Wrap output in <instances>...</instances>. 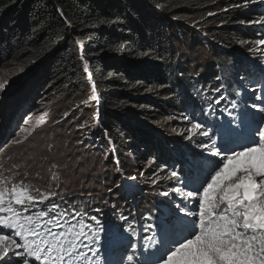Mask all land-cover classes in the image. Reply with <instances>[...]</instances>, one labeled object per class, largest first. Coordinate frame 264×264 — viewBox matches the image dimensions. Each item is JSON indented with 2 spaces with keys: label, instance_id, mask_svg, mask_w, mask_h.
Returning <instances> with one entry per match:
<instances>
[{
  "label": "trees",
  "instance_id": "obj_1",
  "mask_svg": "<svg viewBox=\"0 0 264 264\" xmlns=\"http://www.w3.org/2000/svg\"><path fill=\"white\" fill-rule=\"evenodd\" d=\"M239 2L0 0V71H11L13 75L19 73L13 76L16 80L11 85L14 89L10 95L24 88L10 100L8 109L26 106L28 103L37 104L34 98L38 95H42L40 98L43 100L47 98L48 103L60 106L62 112L79 103L91 94L89 74L83 72L86 60L92 80L97 85L101 104V127L92 132L94 137L97 140L103 139L106 145L111 146L103 135L105 129L108 131L116 152L113 159L118 158L120 166L124 168L128 166L127 153L134 152L143 158H157V164L166 163L182 175L191 145L176 144L170 148L163 144L165 155L162 156L152 143L154 135L148 134L141 126L143 122L152 124L175 118V124L181 126L185 122L179 119L180 115H192L194 110L201 114V120L206 119L209 123L223 122L227 119V113L224 116L219 112L207 115L208 104L205 101L216 97L214 88L226 80L225 71L230 67H234L241 76L249 77V82L257 88L264 85L263 76H258L259 71H254L253 75L240 67L244 60L235 50V45L240 41H254L259 37V25L240 24L239 21L256 18L264 12V5L254 4L248 8L222 11ZM209 11L216 15L208 16ZM194 22H199L195 28L192 27ZM198 29L210 38L211 54L217 70L209 67L206 72L197 71L193 74L187 51L179 46L188 45V50L203 47L205 36ZM121 45L125 48L123 52L120 51ZM145 50L150 53L148 57L135 55ZM81 55L84 60H81ZM145 64L154 70H143ZM217 76L221 80H217ZM226 90V87L221 89L228 98ZM189 97L194 98L197 104L193 105ZM228 101L234 102L238 111L243 107L242 99L236 95L221 101L217 107L227 104L231 108ZM201 108L204 109L203 115ZM79 110L82 112L79 116L86 114L89 117L92 115L89 112L95 111L93 107H84L82 104ZM197 114H194L196 118ZM168 184L177 186L168 181L159 186L166 187ZM155 209L157 206L147 211L152 220H146L145 217L149 215L145 214L140 223L141 230L137 227L131 205L128 210L118 207L114 212L117 223L100 211L88 214L96 216L100 221L103 235H99V240L103 244L110 239L104 228L115 225L128 239L126 229L129 224L136 231L139 230L140 235H150L144 226L154 223L160 215ZM122 217L128 218L127 223ZM147 243L145 239L142 241V245ZM115 256L116 259H113L110 253L106 254L105 262H118L122 259L117 252ZM101 259L103 262L102 253Z\"/></svg>",
  "mask_w": 264,
  "mask_h": 264
},
{
  "label": "snow or ice",
  "instance_id": "obj_2",
  "mask_svg": "<svg viewBox=\"0 0 264 264\" xmlns=\"http://www.w3.org/2000/svg\"><path fill=\"white\" fill-rule=\"evenodd\" d=\"M254 4L264 5V0H240L222 11ZM215 15L208 12V16ZM197 23L194 22L192 27L195 28ZM239 23L260 26L258 38L239 43L242 46L255 44L256 47L250 46L248 50L257 53L253 63L264 76V60L260 59L264 56V14ZM120 51H125L123 45ZM135 55L143 58L150 53L145 50ZM80 58L84 60L82 55ZM143 70L154 69L145 64ZM83 72L89 74L91 94L75 108L93 103L96 108L93 122L77 127L93 131L101 127L100 96L86 60ZM248 78L239 77L242 82ZM216 79L221 80V77ZM12 83L15 81L0 82V94H5ZM222 88L221 81L214 88L216 97L205 103L208 104L207 115L219 112L224 116L227 113L226 120L209 123L206 119H197L194 114L179 117L185 122L179 135L193 146L190 156L185 159L183 174L167 164H157L155 158L148 159L145 165L146 169H151L150 175L145 176L144 170L140 172L149 189L158 188L166 181L177 185L171 188V193L159 192L160 196L169 199L161 201L162 208L155 222L144 226L151 234L144 237L148 243L140 247L145 261L151 258L150 264H264V85L251 89L254 102L250 108L259 115L258 120L247 112L238 111L232 101H228L231 108L227 104L218 108L221 101H227ZM189 99L193 105L197 104L194 98ZM37 112L39 118L33 124H29L32 112L23 117L11 139L0 145V151L9 145H20L37 129L47 125V113ZM201 113L204 114L203 108ZM68 117L69 113L65 112L64 118ZM103 135L111 145L113 141L106 129ZM112 155H115L114 150ZM115 163L119 166L118 158ZM20 167L19 164L8 168L0 165V264H102L97 243L103 229L99 227L97 217L77 206L62 207L61 204L67 202L54 190V187H60L59 183L54 187L49 184L48 190L41 189L26 182L29 173L21 175ZM56 167V163H52L50 171ZM51 179L55 181L59 177L53 172ZM122 219L127 223V217ZM145 219L152 220V217L149 215ZM126 231L132 252L127 255V264H140L135 255L137 243L131 242L139 238V233L132 224Z\"/></svg>",
  "mask_w": 264,
  "mask_h": 264
},
{
  "label": "rangeland",
  "instance_id": "obj_3",
  "mask_svg": "<svg viewBox=\"0 0 264 264\" xmlns=\"http://www.w3.org/2000/svg\"><path fill=\"white\" fill-rule=\"evenodd\" d=\"M260 14H264V12ZM198 31L205 36L203 47L194 48L193 50H188V45L186 47L181 44L179 47L187 51L188 63L193 74H196L197 71L206 72L209 67L217 70L214 67L215 59L211 54L210 38L206 36L203 30L198 29ZM250 46L256 47L254 43L243 46L237 43L235 50L238 56L244 60L240 67H244L252 73L254 71L257 73V71L260 72V68L253 63V57L257 53H250L248 50ZM260 59L264 60V56H261ZM15 75L17 74L13 75L11 71L2 70L0 71V82L6 79L9 81L16 80L13 77ZM240 76L234 67H230L228 71H225L226 80L224 79L223 81L225 84L223 87L227 88V99H230L233 95L241 98L243 107L239 108L240 111L247 112L258 120L260 118L259 115L250 108L254 102L251 89L256 86L251 84L248 79H246L248 82L240 81ZM262 82H264V76L262 77ZM12 87L5 94H0V145H4L11 139L14 130L17 129L23 117L29 112L33 113L29 124L35 123L39 118L37 110L47 113L46 119L48 123L44 127L37 129L27 141L20 145H9L3 151H0V165H3L4 168L11 167L13 164L21 165L19 169L21 175L24 172L29 173L26 182L44 190H48L49 184L54 187L55 184L59 183L60 187L58 189L54 187V190L60 192L67 202L66 204L62 203V207L77 206L81 211H86L89 214H95L96 212L94 211H100V213L113 218L115 223L118 220L114 218V212L117 211L118 207H122L125 210H128L130 205L133 207L132 213L137 220L139 230H141L140 223H142L145 214L149 215L147 213L148 210L152 211L157 206L155 210L160 212L162 208L161 201H167L169 198L160 196L159 192L169 191L171 193L170 190L173 184H168L166 187L159 186L155 189L148 188L144 180L145 176L150 175L151 169H146L145 165L147 160L151 158H143L141 155L129 152L127 153L128 166L124 168L122 165L120 166L121 163L117 166L115 163L116 159H113L115 155H112L113 150L115 151L113 144L108 146L103 139L97 140L92 134L94 130L78 129L77 126L81 123L87 122L90 125L93 122L94 110L89 112L92 114L90 117L86 114L83 117L79 116L82 112L75 108L77 104L88 99L90 95L79 103L70 106L64 112H62L63 109L60 106L53 102L48 103L49 100L47 98L41 99L42 95L34 98L37 104L31 105V103H28L26 106L8 109L10 100L24 89L14 91L10 95V92L13 91ZM257 94L259 95L260 92L258 91ZM40 100L43 101L38 103ZM255 102L260 103V101ZM89 106L93 107V109L96 108L94 103ZM99 107L101 109V104ZM65 112L69 113L67 119L64 118ZM194 114H197V119H200L201 114L199 112L194 110ZM175 119L152 124L143 122V126H141L142 129L147 130L148 134L154 135L152 143L162 156L165 155L163 144L172 148L176 144L185 145L189 143L179 135L183 131L185 124L176 125ZM54 121H59L60 123L56 124ZM79 141H84V143H79ZM192 147L191 145L190 148ZM190 148L188 147V149ZM142 149L146 151L145 148ZM52 163H56L57 167L50 171ZM109 170L110 172H108ZM141 170L145 171V176L140 175ZM53 172L58 175V180L54 181L51 179ZM37 173H39V178H37ZM20 178L17 177V179ZM118 185L119 187H117ZM109 189H112V191L110 192ZM57 202L60 201L57 199ZM104 230L107 231L106 236L109 235L110 239L108 242L104 241L103 244H100V240L97 243V247L102 249L103 252L101 253L104 255L102 264H127V255L132 254L130 240L125 237V234H121L119 227L116 225L112 228H104ZM139 230L137 231L139 238L131 241L137 243L136 259L140 264H150L151 258L146 262L140 247L144 236L140 235ZM99 235H103L101 231ZM115 252L118 253V257L122 256V259L118 262L115 260L105 262V255L108 253L112 255L113 259H116Z\"/></svg>",
  "mask_w": 264,
  "mask_h": 264
},
{
  "label": "water",
  "instance_id": "obj_4",
  "mask_svg": "<svg viewBox=\"0 0 264 264\" xmlns=\"http://www.w3.org/2000/svg\"><path fill=\"white\" fill-rule=\"evenodd\" d=\"M13 88V87H12ZM14 89V88H13Z\"/></svg>",
  "mask_w": 264,
  "mask_h": 264
}]
</instances>
